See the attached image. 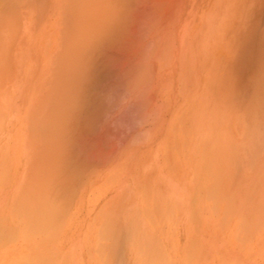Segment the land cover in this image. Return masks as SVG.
I'll use <instances>...</instances> for the list:
<instances>
[{"label":"rangeland","instance_id":"obj_1","mask_svg":"<svg viewBox=\"0 0 264 264\" xmlns=\"http://www.w3.org/2000/svg\"><path fill=\"white\" fill-rule=\"evenodd\" d=\"M16 46L39 55L40 144L0 112V264H264V0H0V71ZM76 83L83 194L63 168Z\"/></svg>","mask_w":264,"mask_h":264},{"label":"crops","instance_id":"obj_2","mask_svg":"<svg viewBox=\"0 0 264 264\" xmlns=\"http://www.w3.org/2000/svg\"><path fill=\"white\" fill-rule=\"evenodd\" d=\"M4 23V22H2ZM1 37L4 38L1 33ZM23 40V39H22ZM21 43V39L19 40ZM17 44V43H16ZM34 47V46H32ZM17 60L14 61L12 66H9L7 63H4L3 68L1 69L0 75V112L1 119L4 117L8 120L5 131L8 134H18L20 131V127L22 126L21 119L26 120V127L28 126L31 129L28 132V137H31L27 140V144L31 145V153H39V144H40V117H41V105H40V64H39V55L38 51L35 48H32L31 51L28 49L24 52L23 49H19V47L14 48ZM26 57V58H24ZM26 61V62H25ZM11 65V64H10ZM79 91L75 90V97L78 98L79 92V110L77 108V101L72 108L70 105H66V107L62 106V121L61 128L66 132V136H68V146L65 150L67 160L64 161L63 168L65 171V178H68L67 182L80 184V193L83 194L84 184L87 180V161H86V144H84L83 138L86 137V124L83 123L84 119L86 120V108L82 110V83L75 84V88H78ZM23 101L22 104L25 106L22 109V104L20 101ZM86 102V101H85ZM84 108V107H83ZM22 110V111H21ZM5 113V114H4ZM5 115V116H4ZM10 122V124H8ZM64 134V133H63ZM229 133H224V136L228 137L227 140L224 138L223 149L221 151L224 152L223 156H218L219 159H223L228 165V160H231V150L233 149V145L229 142L231 136ZM77 137H79V160H77ZM74 141V142H73ZM214 143V144H213ZM210 143L209 151H213L214 159L216 160V152L220 151V144L218 143ZM213 144V145H212ZM37 148V149H36ZM37 153V154H38ZM72 157H75L73 159ZM33 158V156H32ZM240 167H245L243 163V159H240ZM261 162V160H260ZM38 164V163H37ZM252 165L256 168L263 167V164L259 163L258 160H253ZM36 166V165H35ZM247 167V164H246ZM15 163L12 164V174L14 175ZM12 177V176H10ZM13 178V177H12ZM83 190V193H82ZM167 190L165 189V192ZM142 218V217H141ZM139 217V223H137L138 231H146L147 225L144 220ZM50 232V225L49 230ZM82 234H80V255L79 262L86 263L87 262V246L82 245ZM54 234L52 238L50 234L46 237L44 236L42 242L39 246L45 248L46 246L49 248V244L52 240H54ZM71 239V237H70ZM77 240V235L75 236ZM147 238L143 235L142 242L138 243L140 249H146V247L150 246L146 242ZM47 242V243H46ZM138 242H140L138 240ZM143 249V263L149 259L148 256ZM50 263V261H47ZM71 263L72 260L66 261Z\"/></svg>","mask_w":264,"mask_h":264},{"label":"bare ground","instance_id":"obj_3","mask_svg":"<svg viewBox=\"0 0 264 264\" xmlns=\"http://www.w3.org/2000/svg\"><path fill=\"white\" fill-rule=\"evenodd\" d=\"M114 5V4H113ZM105 8V7H104ZM10 9V8H9ZM117 11V10H116ZM112 14V13H111ZM113 15V14H112ZM98 32V31H97ZM255 99V98H254ZM50 188V187H49ZM19 207V206H18ZM27 214V213H26ZM8 243V242H7ZM102 245V244H101Z\"/></svg>","mask_w":264,"mask_h":264}]
</instances>
